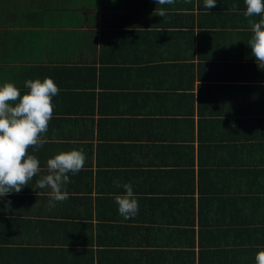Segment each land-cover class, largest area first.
Segmentation results:
<instances>
[{"label": "crops", "instance_id": "obj_1", "mask_svg": "<svg viewBox=\"0 0 264 264\" xmlns=\"http://www.w3.org/2000/svg\"><path fill=\"white\" fill-rule=\"evenodd\" d=\"M82 2L76 17L37 29L34 60L20 63L31 75H1L21 96L46 77L60 92L47 142L28 150L39 174L0 197V264H256L264 65L248 44L262 17H246L244 0ZM73 149L84 168L51 207V189L36 183L48 159ZM123 184L139 203L127 220L115 202ZM191 205L187 226L177 210Z\"/></svg>", "mask_w": 264, "mask_h": 264}, {"label": "clouds", "instance_id": "obj_2", "mask_svg": "<svg viewBox=\"0 0 264 264\" xmlns=\"http://www.w3.org/2000/svg\"><path fill=\"white\" fill-rule=\"evenodd\" d=\"M159 5H171L175 0H155ZM191 3V0H185ZM216 0H204V7L211 9L216 6ZM246 17L259 15V22H252V36L248 46L257 65H264V0H244ZM235 8V6H233ZM166 12L159 9V16ZM25 86L29 89L21 96L20 90L13 83H4L0 87V197L10 193H19L27 187L29 181L40 172V161L35 155L29 154V148L38 149L47 141L43 139L53 117L55 105L53 97L60 89L52 78L27 80ZM87 160L83 149L61 151L47 160V175L36 183L38 188L49 187L50 206L55 202H63L69 194L63 190V185L70 182L68 173L73 175L83 170ZM116 187H121L114 181ZM125 193L115 196L118 211L124 219L137 215L139 203L135 198L131 184H123ZM256 264H264V251L256 254Z\"/></svg>", "mask_w": 264, "mask_h": 264}, {"label": "trees", "instance_id": "obj_3", "mask_svg": "<svg viewBox=\"0 0 264 264\" xmlns=\"http://www.w3.org/2000/svg\"><path fill=\"white\" fill-rule=\"evenodd\" d=\"M71 1L63 0V3L59 4L58 0H41L38 8L35 4L34 6H28L29 4L26 3L27 8L18 11L19 13L16 14L10 13L9 8L4 9L3 6L0 8V87L1 83L3 86L4 82L1 79V75H31V68L23 67L20 63L34 60L37 44L35 37L41 33L37 29L59 25V21L62 18L76 17L75 11L77 8H82L83 0H78L76 6L71 5ZM25 13L29 16L31 14L32 19L26 20L24 17ZM3 14H6L9 19L6 20ZM78 15L82 16L83 14ZM30 53L32 57L27 58ZM203 204L205 203L202 201L201 205ZM207 205L208 203L202 207V214L207 212ZM190 207L189 209L186 208V210H177V213L188 219L186 222L187 226L195 224L194 219L190 217L192 214L191 210H194L193 205ZM207 222H203L201 219L200 225L203 228H208L210 223Z\"/></svg>", "mask_w": 264, "mask_h": 264}, {"label": "rangeland", "instance_id": "obj_4", "mask_svg": "<svg viewBox=\"0 0 264 264\" xmlns=\"http://www.w3.org/2000/svg\"><path fill=\"white\" fill-rule=\"evenodd\" d=\"M40 1L41 0H36V1H33V0H0V8H2V6L4 9L9 8L10 13L13 12L14 14H16V13H19L18 11L23 10L24 8H27L26 3L29 4L28 6H34V4H35L38 8L39 7L38 4L40 3ZM58 2H59V4H62L63 0H58ZM77 2H78V0H72L71 5L76 6ZM31 8H33V7H31ZM25 14L26 15H24V17L26 20L32 19L31 14H30V16L27 13H25ZM3 15H5L6 20L9 19V17H7L6 14H3Z\"/></svg>", "mask_w": 264, "mask_h": 264}]
</instances>
